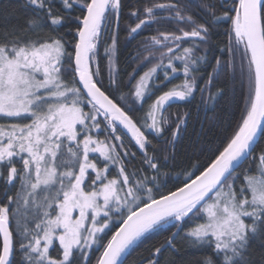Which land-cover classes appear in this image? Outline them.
<instances>
[{
  "label": "snow or ice",
  "instance_id": "snow-or-ice-1",
  "mask_svg": "<svg viewBox=\"0 0 264 264\" xmlns=\"http://www.w3.org/2000/svg\"><path fill=\"white\" fill-rule=\"evenodd\" d=\"M127 6L126 42L152 24L175 25L142 42L146 54L133 58L140 62L127 81L136 80L131 103L109 90L119 87L124 0L0 5V264H74L77 257L88 264L94 251L96 264H123L165 226L175 230L145 248L138 264H177L181 247L201 252L191 264H264V148L256 152L264 137V0ZM221 26L227 40L213 44ZM174 61L183 83L155 95L180 70ZM201 65L212 68L203 86V75H194ZM237 68L247 92L235 126L204 160L177 170L191 113L167 109L197 90L214 99V80L221 72L234 77ZM152 96L133 115L135 101L143 108Z\"/></svg>",
  "mask_w": 264,
  "mask_h": 264
},
{
  "label": "trees",
  "instance_id": "trees-1",
  "mask_svg": "<svg viewBox=\"0 0 264 264\" xmlns=\"http://www.w3.org/2000/svg\"><path fill=\"white\" fill-rule=\"evenodd\" d=\"M23 0H0V5H12L17 6L22 3ZM132 0H124L125 7L123 9V15L121 19V32H120V49L118 60L116 61V67L118 68V75L116 80L118 81L119 87L115 89H109L114 95L119 96L121 93L127 95V100L125 103H131L134 101L129 93L136 80L132 81V84H128L129 74L132 73L133 69L137 66V61L133 58L138 52H141V47L143 46V41L152 35H156L159 31H170L173 25H168L167 23L152 24L151 27L145 28L139 35H137L130 42H126L125 37L127 33L124 31V25L127 21V14L129 12L128 4ZM149 3H164L166 0H147ZM25 10L19 8L17 15L23 16ZM219 33V34H217ZM223 26L219 29L214 30L213 44H220L222 41H226L227 37L222 34ZM105 39L104 37L99 45V63L100 67L104 73V84L105 87L108 86V59L105 55ZM110 43V40L107 41ZM184 46H189L185 44ZM203 54V46L201 52L197 55ZM217 54H219L217 52ZM214 63V61H213ZM148 67L142 68L136 73V79L143 72L147 71ZM201 71L194 73V75H203V79L199 81L200 85H204L208 79L207 73L212 71L211 67L205 68V66H200ZM170 72V71H169ZM160 80L164 79V72L159 71ZM184 75H174L165 83L161 90L156 91L155 95H160L161 91H166L173 88L176 85L183 83ZM218 90H221L218 92ZM247 92V81L245 77H242L237 68L235 76L226 75L221 72L220 75L214 80L211 86V93L214 95V99H209V93L206 91L201 98V93L197 90L194 97H189L185 101L172 102L171 106L167 109L170 113H180L183 115L185 112H190L191 115L187 119L186 130L182 134V139L177 145V151L179 155L177 156V170L181 168L189 167V159L195 162L196 158L199 157L200 160H204L208 155L211 154L210 150L214 149L218 142L224 135V130L228 127H234L235 121L238 119L239 111L243 107L244 97ZM155 99L152 96L151 99L144 102L143 108L140 107V102L135 101V108L137 109L133 115H142L148 107V104ZM167 114V113H166ZM103 135V134H101ZM166 135H169L166 133ZM155 142V141H154ZM264 148V137H261L258 145L256 146V152L259 153L260 149ZM133 150L135 148L133 147ZM249 161H245L241 166V171L243 168L248 167ZM133 165H129L131 169ZM135 166H139V157L135 162ZM192 221L186 224V227L190 226ZM15 226V225H14ZM175 229L171 226H166L158 229L157 231L148 234L147 238L142 239L138 242L134 250L124 258L123 264H138L141 255H146L144 249L150 246L158 245L162 243L165 238L170 234L171 231ZM115 231V228L112 229ZM109 237L111 232L108 233ZM183 235V233H181ZM106 242V241H105ZM179 244V239L177 240ZM58 247V246H57ZM52 255H56V250H51ZM201 252L193 248L181 247V251L176 254L177 264H191L194 260L199 258ZM99 256V252H92L90 254L88 264H96V259ZM74 264H83V258L77 257Z\"/></svg>",
  "mask_w": 264,
  "mask_h": 264
},
{
  "label": "rangeland",
  "instance_id": "rangeland-1",
  "mask_svg": "<svg viewBox=\"0 0 264 264\" xmlns=\"http://www.w3.org/2000/svg\"><path fill=\"white\" fill-rule=\"evenodd\" d=\"M162 15H164V16H166L167 15V13H163ZM173 26H175V25H173ZM186 27V26H185ZM104 37H102V39H103ZM102 39H101V41H102ZM162 51H166V49H162ZM140 54H141V59L143 58V55H145L146 53H144V45L141 47V52H139ZM157 55V57L159 56V53H157L156 54ZM139 60L137 61V65L139 64ZM156 61H153V63H155ZM164 63L165 64H167V59H165L164 60ZM174 63L175 64H177L178 66H179V69L180 70H178L177 71V73H175L174 75H180V74H183V72H182V65L180 64V62L179 61H174ZM136 65V66H137ZM152 66V64H147V65H145L144 67H141L139 70H141L142 68H146V67H151ZM161 72H163V70H160ZM170 71V70H169ZM101 120L103 119L102 117L100 118ZM101 138H103V135H101ZM166 227V226H165Z\"/></svg>",
  "mask_w": 264,
  "mask_h": 264
},
{
  "label": "water",
  "instance_id": "water-1",
  "mask_svg": "<svg viewBox=\"0 0 264 264\" xmlns=\"http://www.w3.org/2000/svg\"><path fill=\"white\" fill-rule=\"evenodd\" d=\"M174 102L176 103V101H174ZM260 139H261V137H258V143H259ZM258 143L256 144V146L258 145ZM123 261H124V259H123Z\"/></svg>",
  "mask_w": 264,
  "mask_h": 264
}]
</instances>
